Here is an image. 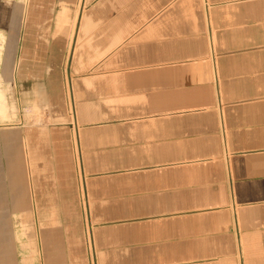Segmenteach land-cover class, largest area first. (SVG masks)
Returning <instances> with one entry per match:
<instances>
[{
	"label": "crops",
	"instance_id": "0c3cea01",
	"mask_svg": "<svg viewBox=\"0 0 264 264\" xmlns=\"http://www.w3.org/2000/svg\"><path fill=\"white\" fill-rule=\"evenodd\" d=\"M0 36V264H264V0H0Z\"/></svg>",
	"mask_w": 264,
	"mask_h": 264
},
{
	"label": "rangeland",
	"instance_id": "374dc122",
	"mask_svg": "<svg viewBox=\"0 0 264 264\" xmlns=\"http://www.w3.org/2000/svg\"><path fill=\"white\" fill-rule=\"evenodd\" d=\"M6 101H7V99H6ZM13 107H14L13 104H9L8 101H7V110L10 111V109L12 108V111H14ZM46 111H47L46 105L43 106V104H42V105L34 106L33 109L29 111V112H31V114L28 112L29 113V117L28 118H30L32 120V122L40 121L43 118V112L45 113ZM28 261L29 260L23 261L24 263H22V264H26V263L30 264V263H28Z\"/></svg>",
	"mask_w": 264,
	"mask_h": 264
},
{
	"label": "bare ground",
	"instance_id": "6f19581e",
	"mask_svg": "<svg viewBox=\"0 0 264 264\" xmlns=\"http://www.w3.org/2000/svg\"><path fill=\"white\" fill-rule=\"evenodd\" d=\"M0 38H1V36H0ZM0 52H1V44H0ZM3 99H4L3 93H2V90L0 89V121L10 119V117L6 111V107H3Z\"/></svg>",
	"mask_w": 264,
	"mask_h": 264
}]
</instances>
